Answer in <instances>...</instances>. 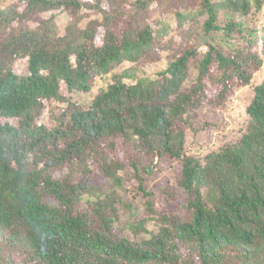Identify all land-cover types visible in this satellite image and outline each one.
Listing matches in <instances>:
<instances>
[{
    "label": "trees",
    "instance_id": "16d2710c",
    "mask_svg": "<svg viewBox=\"0 0 264 264\" xmlns=\"http://www.w3.org/2000/svg\"><path fill=\"white\" fill-rule=\"evenodd\" d=\"M263 66L264 0H0V264H264Z\"/></svg>",
    "mask_w": 264,
    "mask_h": 264
},
{
    "label": "rangeland",
    "instance_id": "374dc122",
    "mask_svg": "<svg viewBox=\"0 0 264 264\" xmlns=\"http://www.w3.org/2000/svg\"><path fill=\"white\" fill-rule=\"evenodd\" d=\"M90 2H95V0H90ZM62 18L65 20L67 19L66 15L63 14ZM161 57H165L166 56V52L161 51ZM264 76V66L261 68V70L259 72H257L256 74V80H260L262 77ZM249 98V93H248V89L247 87H243L240 90H238L231 98H230V105H229V110H228V117L227 120L230 123V126L227 127V129L223 132H213V134H210V137L208 139V135L205 136L203 132H200L198 135L194 134L193 132L190 131V128L188 127L187 121H192L194 119H200L199 121L202 122L203 117H205L206 114V110H196V112L193 110L190 113V118L188 120H186L187 116H184V120L182 121H178V124L186 129L187 135H188V142L190 144V146L194 143L199 145L201 142L203 143H207L210 146H214V144H220L223 143L229 139H231L234 135H235V131L234 128L236 130L237 126H239L237 119L241 118L243 120V115H244V107L245 104L247 102ZM226 115V116H227ZM210 118V116H208ZM237 134V133H236ZM203 136V139L202 138ZM201 143V144H202ZM203 149V148H202ZM158 157L156 158L154 164L152 166L155 165V168L153 171L150 172H155L158 166ZM151 166V167H152ZM150 167V168H151ZM180 170V165L177 161H168L166 164H164L162 171H160L159 173H157L156 175L153 176L152 180H151V187L155 190V193L157 196H161V202H159L157 204L158 206V210L159 211H163L165 209L171 210L173 212H180L182 210V207L180 205L181 200L183 199V194L179 191H176L174 194V198H170L169 203L168 204H164L165 199L167 194H165L162 190L163 186L165 185V183L167 182V179L169 177H171L174 174H177ZM145 213V211L143 212ZM127 218V217H126ZM192 243H189V245H191ZM68 249L72 250H80L81 252V257L85 256V257H90V259H98V256H101L99 254L96 253H92L91 255H89V252L85 249V248H80L77 246L72 245L71 243L68 242ZM186 258V257H184ZM184 259L180 258V261L182 262ZM150 264H160L157 262H150ZM165 264V263H164Z\"/></svg>",
    "mask_w": 264,
    "mask_h": 264
},
{
    "label": "water",
    "instance_id": "95a60500",
    "mask_svg": "<svg viewBox=\"0 0 264 264\" xmlns=\"http://www.w3.org/2000/svg\"><path fill=\"white\" fill-rule=\"evenodd\" d=\"M155 168V165L150 168V171H153Z\"/></svg>",
    "mask_w": 264,
    "mask_h": 264
}]
</instances>
